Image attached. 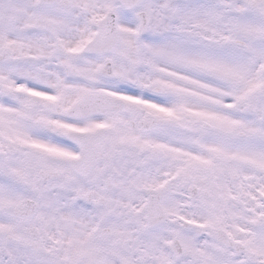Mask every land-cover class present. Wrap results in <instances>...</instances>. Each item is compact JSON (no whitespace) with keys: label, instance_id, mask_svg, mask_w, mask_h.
<instances>
[{"label":"snow or ice","instance_id":"1","mask_svg":"<svg viewBox=\"0 0 264 264\" xmlns=\"http://www.w3.org/2000/svg\"><path fill=\"white\" fill-rule=\"evenodd\" d=\"M0 264H264V0H0Z\"/></svg>","mask_w":264,"mask_h":264}]
</instances>
